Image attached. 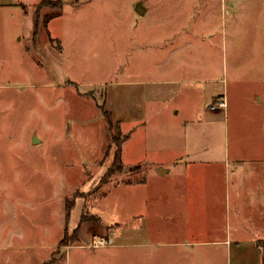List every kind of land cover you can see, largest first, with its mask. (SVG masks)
<instances>
[{
	"label": "rangeland",
	"instance_id": "1",
	"mask_svg": "<svg viewBox=\"0 0 264 264\" xmlns=\"http://www.w3.org/2000/svg\"><path fill=\"white\" fill-rule=\"evenodd\" d=\"M63 2L0 7V264H195L212 249L120 238L150 190L118 186L124 134L101 105L109 84L152 71L205 90L189 110L223 97L232 154L264 138V0ZM160 99L176 105L170 92ZM140 174L130 168L128 181Z\"/></svg>",
	"mask_w": 264,
	"mask_h": 264
},
{
	"label": "crops",
	"instance_id": "2",
	"mask_svg": "<svg viewBox=\"0 0 264 264\" xmlns=\"http://www.w3.org/2000/svg\"><path fill=\"white\" fill-rule=\"evenodd\" d=\"M41 1L0 0V7L22 6L28 12V6ZM151 72L141 80L111 83L107 93L106 107L124 134L115 150L119 149L118 160L125 168L118 186L138 196L150 190L139 203L135 201L129 213L135 225L125 224L122 230L120 225V238L136 234L141 240L135 245L151 240V247H210L208 255L195 256V264L203 258L212 263L221 258L223 264H264L260 247L264 240V138L249 147L239 142L232 154L227 115L221 113L226 108L212 109L210 103L208 109L189 110L185 103L205 90L187 88L185 78L162 81ZM169 92L175 106L152 105ZM132 167L141 173L139 181H128ZM150 179L158 185L150 188ZM183 258L191 262L189 255Z\"/></svg>",
	"mask_w": 264,
	"mask_h": 264
},
{
	"label": "trees",
	"instance_id": "3",
	"mask_svg": "<svg viewBox=\"0 0 264 264\" xmlns=\"http://www.w3.org/2000/svg\"><path fill=\"white\" fill-rule=\"evenodd\" d=\"M42 4L43 5H52V6L54 5V6L58 7V8H60V9H62L63 5H64V2H63V0H42L41 3H40V6ZM58 14H60V12H57L55 14H51L47 18L50 19L52 16H55V15H58ZM101 108L104 110L103 113L108 118V122H109L110 128H114V122H113V119L111 117V115H112L111 112L108 109H106L105 105L103 106V104L101 105ZM120 143H121V141L119 142V146H120ZM118 158H119V149L117 150V155H116V160L119 162ZM119 165L122 166L120 164V162H119ZM260 247H261V249L263 251V259H264V240L260 241Z\"/></svg>",
	"mask_w": 264,
	"mask_h": 264
},
{
	"label": "built area",
	"instance_id": "4",
	"mask_svg": "<svg viewBox=\"0 0 264 264\" xmlns=\"http://www.w3.org/2000/svg\"><path fill=\"white\" fill-rule=\"evenodd\" d=\"M225 105H226V102L224 100H220L219 103H212L210 105V107L212 109H217V108H219L221 106H225ZM105 243H106V240L104 238H99L97 240V245H99V244L105 245Z\"/></svg>",
	"mask_w": 264,
	"mask_h": 264
},
{
	"label": "water",
	"instance_id": "5",
	"mask_svg": "<svg viewBox=\"0 0 264 264\" xmlns=\"http://www.w3.org/2000/svg\"><path fill=\"white\" fill-rule=\"evenodd\" d=\"M36 139H37V136H34L33 141H35Z\"/></svg>",
	"mask_w": 264,
	"mask_h": 264
}]
</instances>
